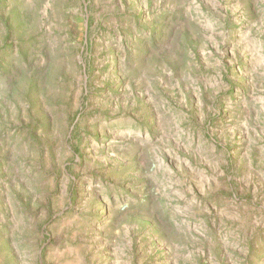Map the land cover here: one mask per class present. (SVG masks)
Here are the masks:
<instances>
[{"label":"rangeland","instance_id":"1","mask_svg":"<svg viewBox=\"0 0 264 264\" xmlns=\"http://www.w3.org/2000/svg\"><path fill=\"white\" fill-rule=\"evenodd\" d=\"M0 264H264V0H0Z\"/></svg>","mask_w":264,"mask_h":264}]
</instances>
